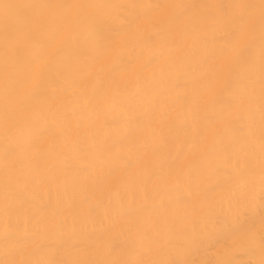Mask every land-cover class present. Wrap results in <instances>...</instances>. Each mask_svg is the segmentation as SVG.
Listing matches in <instances>:
<instances>
[{"label":"bare ground","instance_id":"obj_1","mask_svg":"<svg viewBox=\"0 0 264 264\" xmlns=\"http://www.w3.org/2000/svg\"><path fill=\"white\" fill-rule=\"evenodd\" d=\"M0 264H264V0H0Z\"/></svg>","mask_w":264,"mask_h":264}]
</instances>
